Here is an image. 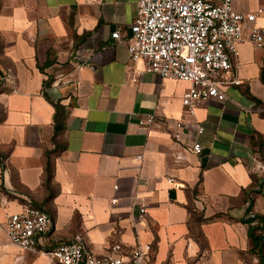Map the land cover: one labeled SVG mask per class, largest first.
Returning <instances> with one entry per match:
<instances>
[{
  "label": "crops",
  "instance_id": "1",
  "mask_svg": "<svg viewBox=\"0 0 264 264\" xmlns=\"http://www.w3.org/2000/svg\"><path fill=\"white\" fill-rule=\"evenodd\" d=\"M139 1L0 0V75L14 72L0 86V264H50L49 253L78 236L97 258L149 244L156 264H261L250 231L264 224L246 220L264 222V172L255 169L264 165V47L249 38L257 28L264 40V0H233L238 12L263 13L222 77L227 100L197 111L204 134L185 127V164L174 160L173 134L190 84L132 62ZM146 114L156 123L144 132ZM196 141L201 155L191 151ZM137 198L148 202L144 219ZM27 207L54 223L37 252L5 233L6 215Z\"/></svg>",
  "mask_w": 264,
  "mask_h": 264
},
{
  "label": "built area",
  "instance_id": "2",
  "mask_svg": "<svg viewBox=\"0 0 264 264\" xmlns=\"http://www.w3.org/2000/svg\"><path fill=\"white\" fill-rule=\"evenodd\" d=\"M259 14L263 10H259ZM258 13H241L235 10L233 0H140L137 17L131 27L132 38L128 47L132 62L144 60L147 71L162 79H174L190 84L183 98L185 119L176 125L173 134L174 144L179 149L173 154L178 164H185V151L181 141L184 129L189 124L197 125V135L205 128L196 120L198 109L208 101L227 100L222 88V77L234 68V58L239 55V43L246 29L252 25ZM120 40L119 32L113 34ZM250 40L258 48L264 47V40L257 28L249 30ZM73 62L78 69L87 66L80 51L74 54ZM14 81L13 70H7L0 77L6 85ZM234 85L241 81L235 80ZM154 114H146L139 121V129L147 132L155 125ZM191 151L201 155L203 146L196 141ZM142 159L141 156L138 157ZM255 169L264 172V165L258 163ZM169 183L178 185L176 178L169 177ZM115 191L119 189L115 186ZM139 218L148 215V202L137 198ZM113 199L112 203L116 204ZM50 215L35 207H27L21 213L7 214L5 233L9 240L24 251H38V242L53 228ZM121 247L116 246L114 253L97 258L84 247L78 236L69 243L58 244L49 254L50 264H156L149 253L151 245H138L129 255H117Z\"/></svg>",
  "mask_w": 264,
  "mask_h": 264
},
{
  "label": "trees",
  "instance_id": "3",
  "mask_svg": "<svg viewBox=\"0 0 264 264\" xmlns=\"http://www.w3.org/2000/svg\"><path fill=\"white\" fill-rule=\"evenodd\" d=\"M4 74L0 75L3 76ZM3 85V83H0V86ZM56 107V115H55V130L58 132H60L63 127H64V113H63V108L60 104H55ZM49 170V169H47ZM247 223L250 224H254L257 223L258 224H264L263 220L258 218L256 215H254L252 218H249L248 220H246ZM264 225L263 226H257L256 228H251L250 231V236L251 239L253 240L254 243V249H253V253L257 254L260 258L261 264H264ZM258 230L262 231V234H258Z\"/></svg>",
  "mask_w": 264,
  "mask_h": 264
}]
</instances>
